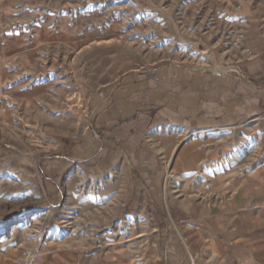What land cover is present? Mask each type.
<instances>
[{
    "label": "rangeland",
    "instance_id": "374dc122",
    "mask_svg": "<svg viewBox=\"0 0 264 264\" xmlns=\"http://www.w3.org/2000/svg\"><path fill=\"white\" fill-rule=\"evenodd\" d=\"M26 3L7 0L2 23L12 38L8 52L0 46V264H63L102 249L137 258L145 233L110 207L106 177L62 164L70 154L60 143L81 134L87 98L106 76L165 66L242 76L236 67L248 34L264 29V0H34L54 29L24 38L40 45L34 50L15 35L28 19L20 23L14 11ZM48 80V97L21 99L25 87ZM196 138L207 152L202 182L250 173L264 180V115Z\"/></svg>",
    "mask_w": 264,
    "mask_h": 264
},
{
    "label": "crops",
    "instance_id": "0c3cea01",
    "mask_svg": "<svg viewBox=\"0 0 264 264\" xmlns=\"http://www.w3.org/2000/svg\"><path fill=\"white\" fill-rule=\"evenodd\" d=\"M20 1L27 3L15 9L16 19L30 23L16 28L17 44L38 49L24 38L50 35L54 29L43 24L48 8ZM7 6L0 0V46L8 52ZM257 29L236 67L242 76L165 66L106 76L89 94L81 134L60 143L70 154L61 162L80 163L88 177H106L110 207L121 211L124 223L138 225L146 248L137 258L102 249L63 264H264V180L250 173L229 183L226 175L213 185L202 182L207 152L196 138L264 115V29ZM50 82L25 87L21 99L48 97Z\"/></svg>",
    "mask_w": 264,
    "mask_h": 264
}]
</instances>
